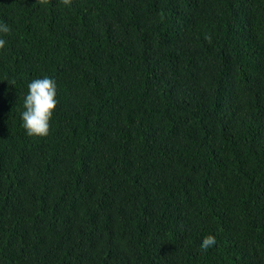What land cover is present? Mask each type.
I'll return each instance as SVG.
<instances>
[{
    "label": "trees",
    "instance_id": "obj_1",
    "mask_svg": "<svg viewBox=\"0 0 264 264\" xmlns=\"http://www.w3.org/2000/svg\"><path fill=\"white\" fill-rule=\"evenodd\" d=\"M0 24V264H264V0H0Z\"/></svg>",
    "mask_w": 264,
    "mask_h": 264
},
{
    "label": "clouds",
    "instance_id": "obj_2",
    "mask_svg": "<svg viewBox=\"0 0 264 264\" xmlns=\"http://www.w3.org/2000/svg\"><path fill=\"white\" fill-rule=\"evenodd\" d=\"M67 3L68 0H65ZM11 31L7 24H0V33ZM6 41L0 36V49H4ZM56 82L45 75L34 78L27 84V92L23 99V110L20 113L22 127L29 136L46 137L50 129V121L57 105ZM215 244L213 235L201 239L200 248L209 249Z\"/></svg>",
    "mask_w": 264,
    "mask_h": 264
}]
</instances>
